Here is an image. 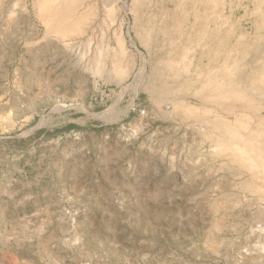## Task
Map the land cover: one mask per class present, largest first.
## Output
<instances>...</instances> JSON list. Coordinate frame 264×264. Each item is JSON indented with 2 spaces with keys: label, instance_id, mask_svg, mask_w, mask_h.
Listing matches in <instances>:
<instances>
[{
  "label": "rangeland",
  "instance_id": "1",
  "mask_svg": "<svg viewBox=\"0 0 264 264\" xmlns=\"http://www.w3.org/2000/svg\"><path fill=\"white\" fill-rule=\"evenodd\" d=\"M33 1L0 0V264H264L239 158L264 154V0H84L66 38Z\"/></svg>",
  "mask_w": 264,
  "mask_h": 264
},
{
  "label": "bare ground",
  "instance_id": "2",
  "mask_svg": "<svg viewBox=\"0 0 264 264\" xmlns=\"http://www.w3.org/2000/svg\"><path fill=\"white\" fill-rule=\"evenodd\" d=\"M25 1L26 0H18V3H21L24 10L26 4ZM83 2L84 0H34L33 8L37 12V18L45 25V32L47 34L66 38L70 34L79 32L81 28L83 30L84 19L86 22L88 20V16H83L82 14L81 16L79 15V10ZM85 15H87V13ZM203 98L207 99V97ZM208 98H210V95ZM245 146L246 144L243 143V153H239V158L243 160L244 164L249 168L257 167L259 172L264 176V154H260L259 156L255 155V158L250 157V150ZM258 187L259 189L264 190L263 186ZM259 193L262 194L263 192L260 190Z\"/></svg>",
  "mask_w": 264,
  "mask_h": 264
},
{
  "label": "trees",
  "instance_id": "3",
  "mask_svg": "<svg viewBox=\"0 0 264 264\" xmlns=\"http://www.w3.org/2000/svg\"><path fill=\"white\" fill-rule=\"evenodd\" d=\"M77 128H78L77 126L70 124V125L65 126L64 130L65 131H70V130L77 129ZM60 132H62V131L61 130H54L52 132L38 131V132H36V135L38 136L40 134H45L48 137H53V136L57 135Z\"/></svg>",
  "mask_w": 264,
  "mask_h": 264
}]
</instances>
